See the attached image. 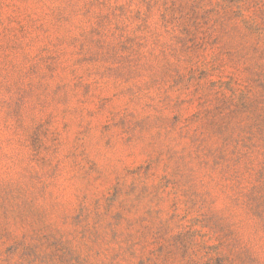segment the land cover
Returning a JSON list of instances; mask_svg holds the SVG:
<instances>
[{
  "label": "rangeland",
  "instance_id": "rangeland-1",
  "mask_svg": "<svg viewBox=\"0 0 264 264\" xmlns=\"http://www.w3.org/2000/svg\"><path fill=\"white\" fill-rule=\"evenodd\" d=\"M0 264H264V0H0Z\"/></svg>",
  "mask_w": 264,
  "mask_h": 264
}]
</instances>
